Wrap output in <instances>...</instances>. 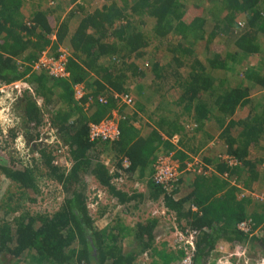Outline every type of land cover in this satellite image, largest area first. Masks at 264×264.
Returning a JSON list of instances; mask_svg holds the SVG:
<instances>
[{
	"label": "trees",
	"instance_id": "16d2710c",
	"mask_svg": "<svg viewBox=\"0 0 264 264\" xmlns=\"http://www.w3.org/2000/svg\"><path fill=\"white\" fill-rule=\"evenodd\" d=\"M206 1L211 7L203 9V14L189 23L182 21L188 9L187 0H111L99 3L89 11L77 6L76 10L82 15L69 34L74 9L66 18H56L53 29L49 10L36 8L26 16L22 11L23 0H0V82L8 84L26 78L34 93L49 107L56 96L57 104L50 114V124L67 146L71 159V165L65 171L53 164L52 151L47 146L36 148L49 176L61 185L63 200L52 214L23 211L12 224L4 221L0 225V255L12 257L11 264L23 261L31 264H134L136 256L154 249V220L137 223L132 232L120 222L101 229L95 226L87 205V178L92 176L110 195L125 203L131 198L113 184L112 179L118 173H111L103 158L113 161L119 171L126 158L129 161L124 170L127 176L136 171L139 175L152 171L159 155H171L178 160L181 171L186 168L184 160L188 153L173 152L172 144L162 139L157 129L160 121L166 119V112L154 126L151 121L136 126L141 115L139 110L144 107L135 99L133 105L128 106L116 96L129 92V74L147 78L137 68L136 59L150 40L165 38L170 33L179 35L181 42L171 48L170 61L163 67L155 63L151 72L173 78L172 86L180 89L176 105L183 104L181 114L186 112L196 128L206 120L219 130L222 145L226 146L220 153H226L240 163L229 166L218 160L215 171L205 168L202 174L193 173L194 181L183 191L185 175L192 171L180 173L170 191L153 182L150 195L163 197L164 206L174 211L178 224L182 218L189 227L197 230L192 264H204L219 237L241 245L249 244L250 249L264 253V201L238 198L237 188L214 173L230 176L235 173L240 177L248 174V181H254L258 175L256 164L248 159V154L264 130V60L254 67H247L237 81L236 75L229 79L225 74L232 62H240L260 51L255 33L258 30L264 32V0ZM240 13L246 18L245 28L250 30L234 40L231 51L225 46H213L215 37L222 30L237 33L236 29L240 27L235 18ZM53 30L54 41L51 40ZM65 39L69 43L67 77H52L43 70H31L29 64L44 50L57 55L59 44ZM189 41L188 45L184 44ZM197 41L202 43L198 51L192 45ZM17 59L24 65L23 69H19ZM213 71L222 73L227 81L218 78L215 82ZM77 84L85 90L80 100L74 97ZM99 97L105 102H100ZM90 102L95 104L85 108L84 103L89 105ZM20 105L26 130L37 129L44 118L36 99L26 94L20 98ZM242 107L248 112L244 118L235 115ZM113 112L118 116V137L90 139V124L101 122ZM178 117L172 120L170 133L178 131L174 130ZM202 159L211 162L210 158ZM0 172L23 189L37 190L31 167L4 163L0 164ZM191 205L197 210H192ZM15 209L10 208L11 211ZM245 219L252 221L253 229L260 227V233L241 231L237 224ZM183 255L184 251L180 249L166 251L159 255L162 262L152 260V264H174Z\"/></svg>",
	"mask_w": 264,
	"mask_h": 264
},
{
	"label": "rangeland",
	"instance_id": "374dc122",
	"mask_svg": "<svg viewBox=\"0 0 264 264\" xmlns=\"http://www.w3.org/2000/svg\"><path fill=\"white\" fill-rule=\"evenodd\" d=\"M40 1L42 8L47 10L51 8V10L54 11V17L59 19L66 18L69 12L73 11V9L76 11V6L70 5L67 0H53L51 3L49 0ZM192 1L193 0H187L189 3ZM36 2L37 0H23L22 11L24 15L28 16L29 13L35 10L33 7ZM61 2L63 3L62 7H59ZM85 3L86 6L84 8L86 11L91 10V8L99 4L96 0H86ZM81 15V13L75 12L73 18H70L71 25L77 23ZM239 17L245 19V17H242L241 15H238L237 19H240ZM146 31L148 32V35L151 36L150 31ZM190 38L192 37H189V39ZM179 42H181V40L173 33L168 34L165 38L157 39L154 37L150 40L146 49L142 51V54L136 59L137 68L144 72L147 78L142 79V77H139L138 75L134 76L129 74V92L133 95L134 99L138 100L144 107L141 111L139 110V114L141 115L140 117L138 116L137 122H135L136 125L147 124L150 121L154 124L155 121L159 120V118L162 117V114L166 112V119L157 127V129L163 136H165V138H168L173 134L170 133L171 122L176 116H179L177 118L178 124H176L177 129H174L178 131L175 132L179 134V136H182V141L184 139V146L186 148L197 149L199 146V139H197L196 135L199 134V132L195 131V127H189L191 120H189L190 117L186 115V112L181 114V112L184 111L183 104L176 105L179 90L177 88H172L173 78H163L160 74H153L151 72V66L155 63H157L159 67H163L170 61L171 48L176 46ZM190 42L191 41L184 44L188 45ZM258 43L260 44V51L255 53L252 57L246 58L243 64H241V67H239V71L241 70L243 72L247 67H254L260 60H264V38L258 39ZM229 44L232 45L231 41L229 43L224 37H217L213 42V46H218L219 48L222 46L229 47ZM60 45H62V48H68L65 46L66 42H63ZM192 45L196 51L202 48V43L198 41ZM185 62L188 63L189 59H185ZM17 63L18 65L20 64L18 59ZM23 66L24 65L20 64L19 69H23ZM183 70H186V67ZM213 75L216 78L215 82H218L219 79L222 81L225 80L223 74L218 73V71H213ZM237 77L242 76L238 74ZM20 80L26 83L31 90L20 83L17 88L14 86H7L2 88V92L0 91V164L12 163V166L31 167L36 177L37 190L23 189L0 172V225L4 221H8L12 224L14 218L23 211H27L31 214L36 212L52 214L58 209L63 200L62 187L49 176L48 171L44 168L40 156L36 152L37 147L43 145L47 146L48 149L52 151L53 160H57L58 166L65 171H67L71 165L67 146L63 144L55 127L50 124V114L57 104L56 96L52 98V107H49L34 93L32 86H30L26 78ZM26 94L36 99L37 103L42 108L44 118L42 124H40L37 129H30V131L26 130V126L23 123V110L20 105V98ZM94 104L95 103L90 102L88 105L86 103L84 104V107H91V105ZM138 109L139 108H137L136 111H138ZM13 132L15 133L14 137H12ZM102 160L109 166V168L110 166H113L112 163L106 161V158H103ZM190 163L193 164V161ZM263 163L264 161L262 162V165ZM189 168L192 169L194 167ZM109 170H112V173H116L112 168ZM262 177L261 187L263 188L264 176ZM93 180L94 179L91 176L88 177V191H90V193H87V205L89 213L94 218L95 226L98 229L113 226L115 223L120 222L121 225L130 229L129 231L132 232L133 228L136 227L137 222L141 223L146 222L149 219L152 220L151 216H159V218L162 216L164 219L160 218L161 223L157 224V230L167 231V227L170 226V230L176 232L171 221V213L165 216L167 209L165 206V209H160L157 204L148 207L146 203L141 202L142 196L139 195V192H141L140 190L143 189L145 185H143L142 182H138L140 181L139 177H135L134 175L127 176L126 179L124 177L120 179V176L113 177V184L126 190L127 192H125L131 197V199L125 203L119 202L105 190L97 189L93 184ZM133 185L134 187H132ZM254 189L256 190L255 192L258 193L259 190L257 189V186H255ZM10 208L16 209L11 211ZM181 227L182 225H179V229ZM173 232L172 236L168 235L170 245L174 246L176 250H182V243L179 242L178 239L179 236H176ZM163 240H166V235L161 232L158 235L157 241L158 243H161L160 241ZM176 242L179 243V246ZM11 258L12 257L8 254L0 255V264H11ZM233 258H236L234 264H264V256L259 255L257 252L254 253L250 249L248 251L246 249L243 257L238 256ZM179 261L180 260L177 262L175 261L174 264H179ZM17 264L31 263L23 261ZM134 264H151V259L150 257L148 258V253L145 252L141 254Z\"/></svg>",
	"mask_w": 264,
	"mask_h": 264
},
{
	"label": "crops",
	"instance_id": "0c3cea01",
	"mask_svg": "<svg viewBox=\"0 0 264 264\" xmlns=\"http://www.w3.org/2000/svg\"><path fill=\"white\" fill-rule=\"evenodd\" d=\"M67 1L69 2L70 5H73V6H76V7L77 6H81L82 9H85L84 7L86 6V3H85L86 0H76L75 2H72V3H71L70 0H67ZM209 3L210 2L209 1H206V0H193L190 3L187 2V6H188L187 8L188 9L186 10L185 14L182 16V21H184L186 23H189L196 16L202 15L203 14V9H206L208 7H211V5ZM219 3L220 2L217 1V4H219ZM62 4L63 3L61 2L60 5H59V7H62ZM217 4H215V5H217ZM36 8L44 9L41 6V1L40 0H37V2L35 3V5L33 7V9H36ZM44 10H46V9H44ZM48 10L50 12L49 13L50 14L49 19L50 18L51 19L53 18L52 21L50 19V22L52 24L51 27L53 29H55L56 17H54V15H53V12L54 11L51 10V8L48 9ZM76 12H80V11H77L76 10ZM190 15H191V17H190ZM239 15H241L242 17H245L244 14H242V13H240ZM237 16L235 18L236 23H237ZM245 20H246V18H245ZM77 25H78V22L71 25V23L69 21V28H68L69 30H68V33L69 34L72 33V31L76 28ZM248 30H250V29L245 28V26L244 27H240L239 29L237 28L236 29L237 33L235 35H234V33H231L230 31L222 30L220 33H218V35L215 38H217V37H224V38H226L227 41H229V43L231 41L232 45L229 44L230 45V46L228 45L229 47H225L226 50H230L231 51V48L233 46L234 40L237 37H239L241 33L247 32ZM53 32H54V30L51 33L52 34V36H51V38H52L51 40L52 41H54V38H55L54 35H53ZM177 36L180 39V36L179 35H177ZM255 36L257 37V39L264 38V32L262 30H258V31H256ZM165 37H167V35ZM188 40H191V39H188ZM63 42H66V45L65 46H67L69 48L68 40L65 39ZM259 46H260V44H259ZM58 48H62V45L59 44V47ZM252 56L253 55H251L250 57H252ZM243 62H244V59L242 61H240V62H232L230 64L229 72H228V74H226L229 79L233 75H236L237 76V74L242 73L241 70L239 71V67H241V64H243ZM211 74H212V76H214L213 75V72H211ZM238 79H241V77H237L236 78V81ZM225 81H227V79H225ZM231 82H233V81H231ZM172 88H177L178 90H180L178 86H172ZM178 98H179V96H177V99ZM247 114H248V112H247V108L246 107H242L241 110H237V112H235V115H238V116H240L242 118H244ZM193 121L194 120H191V122H193ZM160 123H162V121H160ZM136 126H138V125H136ZM152 126H154V124ZM195 131H198L199 132V134L196 135L197 139H199V141H198V145L199 146L197 147V149L196 148H193V149L186 148L184 146V139L182 141V136H180V140L181 141L179 142V145L178 146L172 144V146L174 147V149L172 150L173 152H178V153H181L183 155H185L186 153H188V158H187L188 160L187 159L184 160V162H186V165L189 164L191 161H194L195 158H197L201 162V164L199 166L200 168H196V167L195 168H192V169H190V168L189 169H186L185 168L184 170L181 171V174H184V173H186L188 171L189 172L192 171V173H190V175H188V174L185 175V179L182 182V186H183L182 187V191L185 190V188H186L187 185H190V183L192 184V182L194 181L193 175L195 173L196 174H202V173L205 172V171H203L205 168H207L210 171H213V170L215 171V167L214 166L218 163V160H219L218 159V154L220 152H223V151L226 150V146L225 145H222L223 142H222V139L219 136L220 131L217 130L216 128H213L208 121L205 120L204 123L202 122V126L200 128H198V126H197V128H196ZM159 133H160V131H159ZM174 133H176V132H174ZM161 136H162V139L167 140L165 138V136H163L162 134H161ZM263 138H264V130L260 134V136H259V138L257 140V143L253 144L250 147V149H249L248 159L251 160V161H253V162H255V164H256V167H255L256 169L255 170H257V173H258V175H257V177H256V179L254 181H250V180L248 181L247 180L248 174L246 175V178H245V177H240L239 175H237V174L234 173L233 176L231 175V178H234L235 179V185H234V184H232L231 179L229 180V179H226V178L222 177V173L217 172V171L214 172L215 174H217L218 177H220V179L222 181L224 180V182H228V184L230 186H234V187L237 188L236 195H237L238 198H241V197H249L252 200L258 199L260 201H264V187L263 188L261 187V180L263 178L262 176H264L263 175L264 174L263 173L264 172V166L262 165V162L264 161V141H263ZM202 157L203 158L207 157V159L210 158L211 159V162L210 163L209 162L208 163L205 162L204 161L205 159H202ZM106 159H107L106 161L114 164L113 161H110L108 158H106ZM171 159L173 160L174 163H176L178 165V160L177 159L172 158V156H171ZM106 166H108V165H106ZM108 168H109V166H108ZM110 168L114 169L116 172L118 171L114 167V165L113 166H110ZM109 171L112 173V170H109ZM134 176L135 177H139L140 181H138V180L137 181L138 182H142V184L145 185L144 188L140 190L141 192H139L140 193L139 195L142 196L141 202L142 203H146V205L148 207H151V206H154L155 204H157V206H159L160 209H165V207L163 205V197L162 196H159L157 198H153V196L150 195L151 190H152L151 183H153V180H152V171L151 170L150 171H146L143 175H141V174L139 175L138 171H136L134 173ZM189 176L192 177L191 180H189V178H188ZM237 178H239V180ZM243 178L246 179V180H244ZM93 179H94L93 180V184L95 185V187H97V189L103 190V191L105 190L108 193V191H107L106 188H104L103 186L99 185L98 182L95 180V178H93ZM87 181H88V178H87ZM255 186H257V189L259 190L258 193L255 192L256 191L254 189ZM132 187H134V185ZM116 188H118L122 192H124L126 194L125 196H127V198H131L126 193L127 192L126 190L120 188V186H117ZM87 193L89 194L90 191H87ZM144 193H146V194H144ZM242 193H244V194H242ZM241 194L243 196H241ZM169 213H171V216L174 215V211H171V210L166 209L165 216L167 214H169ZM160 218L162 219L163 217L161 216ZM160 218H159V216H151V219L154 220L155 221V224H156V227H155V229L153 231L154 241H153V245H152V247L155 250L154 249H151V251L150 250L147 251L148 258L150 257V259H151V264H152V260H154L155 262H158V263L162 262L161 261V258H159V255H161L163 253H166V251H171V252L176 251V248L174 246H171L170 245V240L168 239V235L172 236V232H173L172 230H170V226L167 227V231L157 230L158 229L157 228V224L158 223H161L160 222ZM178 225L188 226L187 223H186V221L184 219H182V218H181V220H180V222H179ZM261 230L262 229H260V227H256L254 229V233L253 234L260 233ZM161 232L166 235V240L160 241L161 243H158L157 238H158V235ZM173 233H175V235L178 236V233H176V232H173ZM225 236L227 237L228 235L225 233ZM176 244L179 246V243L178 242H176ZM246 249H247V251L250 249L249 248V244H243V245H241V244L235 243V241H231V240H229V239H227L225 237H219L214 242V246H213V248H211V251H210L208 257L206 258L204 264H234V261L236 260V258H233V257H238V256H242L243 257L244 254H245V252H246ZM172 250H174V251H172ZM250 250L252 252H254V253L257 252V251H254L252 249H250ZM156 252H158V253L156 254ZM257 253L259 255L264 256L263 251H259ZM156 255H157V257H155ZM139 256L140 255L136 256V259Z\"/></svg>",
	"mask_w": 264,
	"mask_h": 264
},
{
	"label": "built area",
	"instance_id": "2783aa9c",
	"mask_svg": "<svg viewBox=\"0 0 264 264\" xmlns=\"http://www.w3.org/2000/svg\"><path fill=\"white\" fill-rule=\"evenodd\" d=\"M97 3H105L111 0H96ZM49 2H53V0H49ZM246 20L245 19H237V24L239 27H243L245 25ZM68 48H59L57 55H52L48 52V50H44L40 56L33 60L29 66L32 70H43L46 72L49 76L52 77H67L69 75V72L67 71V59L69 56ZM23 84L26 88L31 90V88L24 82H22L20 79L16 80L14 82L5 84L0 82V91L2 92V88L7 86H14L17 88L19 85ZM85 90L82 85L77 84L75 85V94L74 97L76 100H80L82 96L84 95ZM120 98V101L122 103H125L128 106H132L134 103V97L130 92L122 93L120 95H117ZM100 102H105V99L102 97H99ZM86 104V103H84ZM190 128H196V124L194 122H191L189 124ZM119 135V129H118V119L117 114L113 112L111 116L106 117L101 120L99 123H91L88 136L90 139H102V140H113L117 138ZM171 144L178 146L180 142V136L177 133L171 134L168 138H166ZM218 159L229 166L237 165L240 162L226 154V153H219ZM54 165H58L57 160H53ZM201 162L195 158V162L193 161V164L189 163L186 165V169H189V167H196L200 168ZM129 165V161L124 158L122 161L123 169L118 170V176H120V179L124 177L127 178L126 172H124L125 168H127ZM264 165V163H263ZM153 172H152V180L155 184H158L162 186L166 191H170L174 184L177 182L178 177L181 173V170L179 169L178 165L173 162L171 159V155H159L157 156L156 160L153 163ZM222 177L226 179H231L232 184L235 185V179L231 178V176L228 173H223ZM244 194V193H242ZM241 194V196H243ZM193 210H197V207L195 205H191ZM171 221L173 223L174 230L176 233H178L179 236V242L182 243V250L184 251V255L179 261V264H192V257L195 251V237L197 236V230L194 228H191L189 226H182L180 229L178 228L179 225L177 223V218L174 215L171 217ZM237 227L246 233L253 234L254 229L253 223L250 219H245L240 222H238ZM84 264V263H80Z\"/></svg>",
	"mask_w": 264,
	"mask_h": 264
},
{
	"label": "clouds",
	"instance_id": "9594fccd",
	"mask_svg": "<svg viewBox=\"0 0 264 264\" xmlns=\"http://www.w3.org/2000/svg\"><path fill=\"white\" fill-rule=\"evenodd\" d=\"M69 50V49H68Z\"/></svg>",
	"mask_w": 264,
	"mask_h": 264
}]
</instances>
